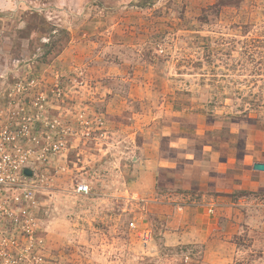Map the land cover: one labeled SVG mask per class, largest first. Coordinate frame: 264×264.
Returning <instances> with one entry per match:
<instances>
[{
    "label": "rangeland",
    "instance_id": "374dc122",
    "mask_svg": "<svg viewBox=\"0 0 264 264\" xmlns=\"http://www.w3.org/2000/svg\"><path fill=\"white\" fill-rule=\"evenodd\" d=\"M0 142V264H264V0H0Z\"/></svg>",
    "mask_w": 264,
    "mask_h": 264
},
{
    "label": "built area",
    "instance_id": "2783aa9c",
    "mask_svg": "<svg viewBox=\"0 0 264 264\" xmlns=\"http://www.w3.org/2000/svg\"><path fill=\"white\" fill-rule=\"evenodd\" d=\"M1 144V142H0ZM6 142H2L1 149H5ZM7 166L9 170H7ZM20 164H18L17 160L13 159L12 156L8 155L6 151H4L3 155H0V195L4 188L11 187L17 184L21 171L19 170ZM77 193L79 194H89L90 190L88 186L80 185L77 188ZM133 229H137L135 223H131L130 225ZM143 240L148 242L150 240V232L145 231L142 235Z\"/></svg>",
    "mask_w": 264,
    "mask_h": 264
},
{
    "label": "crops",
    "instance_id": "0c3cea01",
    "mask_svg": "<svg viewBox=\"0 0 264 264\" xmlns=\"http://www.w3.org/2000/svg\"><path fill=\"white\" fill-rule=\"evenodd\" d=\"M164 204V203H163ZM166 207H164V211H166L167 215H168V218H176V216H179L180 217V222L182 223L185 219H186V216L187 215H184L183 212H182V215L180 214L179 210L180 209L179 207L176 209L173 205H168V204H165ZM181 210H185L184 208H182ZM176 220L179 222V218L177 217ZM175 224V222L172 223V225ZM200 227H198L199 229ZM174 229V228H172ZM171 231V230H170ZM173 239V237H172Z\"/></svg>",
    "mask_w": 264,
    "mask_h": 264
},
{
    "label": "water",
    "instance_id": "95a60500",
    "mask_svg": "<svg viewBox=\"0 0 264 264\" xmlns=\"http://www.w3.org/2000/svg\"><path fill=\"white\" fill-rule=\"evenodd\" d=\"M254 169L257 170V171H264V164H255V165H254ZM25 172H26V174H28L29 176L32 175V172L29 171V170H26Z\"/></svg>",
    "mask_w": 264,
    "mask_h": 264
}]
</instances>
